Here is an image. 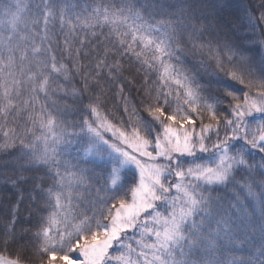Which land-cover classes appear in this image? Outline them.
Returning <instances> with one entry per match:
<instances>
[{"label": "snow or ice", "instance_id": "obj_1", "mask_svg": "<svg viewBox=\"0 0 264 264\" xmlns=\"http://www.w3.org/2000/svg\"><path fill=\"white\" fill-rule=\"evenodd\" d=\"M232 7L0 0V181L29 186L0 264H264V28Z\"/></svg>", "mask_w": 264, "mask_h": 264}, {"label": "trees", "instance_id": "obj_2", "mask_svg": "<svg viewBox=\"0 0 264 264\" xmlns=\"http://www.w3.org/2000/svg\"><path fill=\"white\" fill-rule=\"evenodd\" d=\"M79 2L83 4L86 0H79ZM231 3L233 7L230 11L232 12L233 17L237 18L239 23H242L244 27V34L254 35V38H259L261 35L260 29L264 28V23L257 22V28L255 34H253L251 29L248 27L247 18L244 16V10L249 7L256 8L259 4V0H231ZM255 14L258 17L259 11H256ZM237 180L240 181V177H237ZM28 192V185H22L19 188H15L11 184H5L0 181V227H2L3 222L7 220L8 212L11 207L15 205L22 196L24 197V200L22 201L21 211L28 206ZM258 215L259 213L257 212V216Z\"/></svg>", "mask_w": 264, "mask_h": 264}]
</instances>
